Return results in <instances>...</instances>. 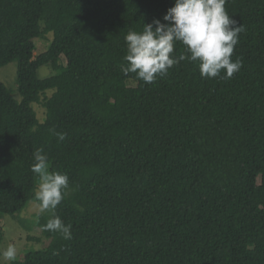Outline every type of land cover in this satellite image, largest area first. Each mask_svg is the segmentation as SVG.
Here are the masks:
<instances>
[{"label": "trees", "instance_id": "obj_1", "mask_svg": "<svg viewBox=\"0 0 264 264\" xmlns=\"http://www.w3.org/2000/svg\"><path fill=\"white\" fill-rule=\"evenodd\" d=\"M174 3L0 0V67L17 62L21 97L0 82V218L36 202L43 149L69 177L55 215L72 235L45 231V210L35 226L48 245L9 264H264V0H226L244 28L231 78L189 61L151 84L125 75L127 32L166 23ZM41 66L56 74L38 78Z\"/></svg>", "mask_w": 264, "mask_h": 264}, {"label": "clouds", "instance_id": "obj_2", "mask_svg": "<svg viewBox=\"0 0 264 264\" xmlns=\"http://www.w3.org/2000/svg\"><path fill=\"white\" fill-rule=\"evenodd\" d=\"M225 4L226 0H175L174 6L163 17L166 23L154 20L152 24H143L142 31L127 32V52L123 58L127 66H122L121 71L125 75L134 73L137 79L151 84L181 61H189L198 62L202 77L216 78L224 70L223 78H231L242 67L239 59L233 62L231 57L244 28L230 19ZM177 42L184 46L187 54H174ZM57 136L61 141L65 139L63 133H57ZM42 153L43 149L33 153L31 171L39 179L35 201L40 211L53 213L44 230L70 240L71 226L55 215V209L69 187V177L59 171H50L48 158ZM0 257L4 261H15L16 247L9 244L0 251Z\"/></svg>", "mask_w": 264, "mask_h": 264}, {"label": "rangeland", "instance_id": "obj_3", "mask_svg": "<svg viewBox=\"0 0 264 264\" xmlns=\"http://www.w3.org/2000/svg\"><path fill=\"white\" fill-rule=\"evenodd\" d=\"M51 39L52 34L49 33L44 38H35L33 40L35 46L33 52L34 57L48 49ZM59 64L62 66L66 65L63 57L60 59ZM54 74H56V72L50 66H41L37 70V76L40 79L51 77ZM0 82L8 89L11 97L20 102L21 97L17 87L16 61H12L0 67ZM53 91L54 90H48L45 92V95L49 97ZM42 98L43 95L40 96V99ZM30 106L36 115L38 123H44L46 119L45 109L37 102L31 103ZM43 212L40 211L36 202H29L20 213L13 216L3 215L0 218V251L6 249L9 244H13L17 249L16 259H19L20 256L26 252L45 248L49 240L45 239L41 234V230L35 226L36 216ZM19 218L23 221H20ZM10 262L11 261H4L2 257H0V264H9Z\"/></svg>", "mask_w": 264, "mask_h": 264}]
</instances>
